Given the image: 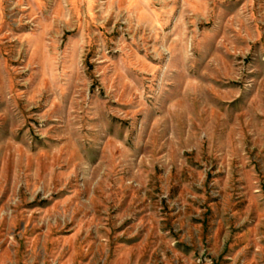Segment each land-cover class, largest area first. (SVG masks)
Instances as JSON below:
<instances>
[{
	"label": "rangeland",
	"instance_id": "obj_1",
	"mask_svg": "<svg viewBox=\"0 0 264 264\" xmlns=\"http://www.w3.org/2000/svg\"><path fill=\"white\" fill-rule=\"evenodd\" d=\"M0 264H264V0H0Z\"/></svg>",
	"mask_w": 264,
	"mask_h": 264
}]
</instances>
